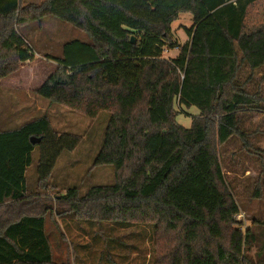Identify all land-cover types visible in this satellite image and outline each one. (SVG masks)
<instances>
[{"label":"trees","instance_id":"trees-1","mask_svg":"<svg viewBox=\"0 0 264 264\" xmlns=\"http://www.w3.org/2000/svg\"><path fill=\"white\" fill-rule=\"evenodd\" d=\"M182 13L193 16L190 40L176 58H163L178 48L172 24ZM45 16L89 41L48 55L57 68L36 92L90 118L109 112L94 165L115 169L113 184L84 195L69 188L58 203L88 219L153 224L156 264H253L245 248L255 234L238 227L220 153L235 136L252 146L239 114L264 104L260 89L247 86L264 67V0L242 9L235 0H0V82L34 57L20 27ZM243 67L250 76L241 82ZM179 107L199 110L189 128L177 121ZM80 141L46 115L0 130V264H72L54 259L50 207L28 193L26 171L38 148L44 185L61 153Z\"/></svg>","mask_w":264,"mask_h":264},{"label":"rangeland","instance_id":"rangeland-1","mask_svg":"<svg viewBox=\"0 0 264 264\" xmlns=\"http://www.w3.org/2000/svg\"><path fill=\"white\" fill-rule=\"evenodd\" d=\"M235 1L242 9L249 0ZM192 20V14L182 13L173 22L174 45L179 48L167 49L165 57L173 59L189 42L185 29L191 27ZM20 32L35 54L32 60L21 64L18 72L1 81L0 130L15 128L46 115L57 132L81 137L74 150L61 153L44 185L40 184L36 170L38 148L32 152L33 163L26 171L28 193L43 195L44 203L50 207L46 214V233L55 261L72 264H156L159 254L153 224L88 219L69 211L57 201L69 188L76 187L80 195H84L93 186L111 185L115 181L112 165H94L104 142L110 113L102 111L96 118H90L36 92L57 68V63L48 55L61 57L67 42L89 41L86 33L54 16H45L41 21L23 25ZM239 76L241 82L245 81L250 76L249 69L243 67ZM254 77L247 86L252 91L260 89L264 94V67L255 72ZM178 110L177 121L185 128H189L192 119L199 114L196 107H179ZM239 118L240 129L247 133L252 146L243 148L241 138L233 137L221 148V165L240 207L238 227L243 231L250 229L255 234L245 253L253 264H264V104L251 113H240Z\"/></svg>","mask_w":264,"mask_h":264},{"label":"crops","instance_id":"crops-1","mask_svg":"<svg viewBox=\"0 0 264 264\" xmlns=\"http://www.w3.org/2000/svg\"><path fill=\"white\" fill-rule=\"evenodd\" d=\"M40 0H33V2H39ZM30 2V1H29ZM192 22H193V20H192ZM192 25H193V23H192ZM191 25V26H192ZM190 28V27H189ZM88 40V39H87ZM175 43V42H174ZM179 48V47H178ZM178 48H173V49H168V50H170V51H172V50H177ZM168 50H166V51H168ZM166 51H164V52H166ZM179 54V52H177V54L176 55H174V57L173 58H176V56ZM163 58H168L167 56L165 57L164 56V53H163ZM169 59V58H168ZM259 76H262V75H259ZM258 77H256V79H257ZM254 79H255V77H254ZM252 82V81H251ZM0 84H1V82H0ZM6 130V129H5ZM29 168V167H28ZM47 219V218H46ZM53 256H54V254H53ZM54 258H55V256H54Z\"/></svg>","mask_w":264,"mask_h":264},{"label":"water","instance_id":"water-1","mask_svg":"<svg viewBox=\"0 0 264 264\" xmlns=\"http://www.w3.org/2000/svg\"><path fill=\"white\" fill-rule=\"evenodd\" d=\"M131 41H132L133 43H135V39H134V37H132ZM34 141H35V140L33 139V142H34Z\"/></svg>","mask_w":264,"mask_h":264}]
</instances>
